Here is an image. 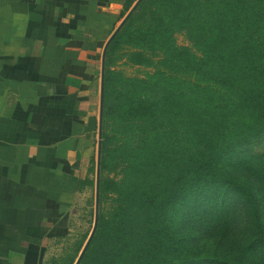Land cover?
<instances>
[{
  "label": "trees",
  "instance_id": "obj_1",
  "mask_svg": "<svg viewBox=\"0 0 264 264\" xmlns=\"http://www.w3.org/2000/svg\"><path fill=\"white\" fill-rule=\"evenodd\" d=\"M120 62L147 70L127 78ZM103 87L98 218L79 264H264V156L230 157L264 129V0H141Z\"/></svg>",
  "mask_w": 264,
  "mask_h": 264
},
{
  "label": "crops",
  "instance_id": "obj_2",
  "mask_svg": "<svg viewBox=\"0 0 264 264\" xmlns=\"http://www.w3.org/2000/svg\"><path fill=\"white\" fill-rule=\"evenodd\" d=\"M124 3L0 0V264H41L90 186Z\"/></svg>",
  "mask_w": 264,
  "mask_h": 264
},
{
  "label": "rangeland",
  "instance_id": "obj_3",
  "mask_svg": "<svg viewBox=\"0 0 264 264\" xmlns=\"http://www.w3.org/2000/svg\"><path fill=\"white\" fill-rule=\"evenodd\" d=\"M137 0L135 1V3ZM134 3V4H135ZM133 4V5H134ZM132 8V7H131ZM127 14V13H126ZM121 23V22H119ZM176 41L179 45H189L183 35H178L176 37ZM124 63H117L116 70L122 72L124 77L132 78V77H141L146 72L147 68L123 65ZM149 71V70H148ZM101 138H102V123H101V137L98 138V142H100V158H101ZM116 146L113 145L111 141V145L109 147V156H116ZM264 156V129L258 131L251 138L247 139L245 142L240 144L237 150L230 156L231 158H244V157H259L262 158ZM109 177H117L114 173H108ZM92 181L94 182L93 186H88L85 192L82 193L77 203L73 206L72 212L67 220V226L65 231L59 235H53L49 237L45 241V245L43 247V253L41 258V264H68L70 263V259L74 257V252L82 241L83 237L87 235V239L85 240L84 246L81 249L78 257L75 259L73 264H79L82 257V253L86 247V244L94 230L97 214H98V194L96 189V170L92 172ZM118 178V177H117ZM100 179V159H99V176L98 182ZM92 182V183H93ZM216 189L204 188V190L199 193V196L192 198L189 202V206L186 210L189 213L193 206L197 204V198L204 199L210 192H215ZM182 214V211H180ZM183 229L188 232V228L186 225L183 226ZM209 243L204 244V248ZM88 247V246H87ZM87 249V248H86ZM203 250H209L203 249ZM85 253V252H84ZM83 253V254H84ZM81 257V259H80Z\"/></svg>",
  "mask_w": 264,
  "mask_h": 264
},
{
  "label": "water",
  "instance_id": "obj_4",
  "mask_svg": "<svg viewBox=\"0 0 264 264\" xmlns=\"http://www.w3.org/2000/svg\"><path fill=\"white\" fill-rule=\"evenodd\" d=\"M141 0H137V2L132 6V8L129 10V12L124 16V18L122 19L121 23L119 24V26L116 28V30L113 32L112 36L110 37V39L108 40L106 47H105V52H104V56H103V70H102V79H101V95H100V124H99V139L101 137V123H102V111H103V86H104V64H105V53L107 50V47L110 43V41L113 39V37L115 36V34L119 31V29L122 27V25L125 23V21L128 19V17L131 15V13L135 10V8L137 7V5L140 3ZM99 159H100V142H98V150H97V163H96V177H97V181H96V189H97V194L99 193V182H98V176H99ZM98 203V202H97ZM97 218H98V214H97ZM96 225H97V220H96V224L94 227V230L86 244V247L84 249V252L87 248V246L89 245L95 229H96ZM83 252V253H84ZM83 253L81 255V257L83 256ZM80 257V259H81Z\"/></svg>",
  "mask_w": 264,
  "mask_h": 264
}]
</instances>
